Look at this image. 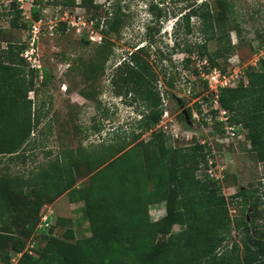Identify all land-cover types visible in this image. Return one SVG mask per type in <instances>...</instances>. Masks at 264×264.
I'll use <instances>...</instances> for the list:
<instances>
[{"label":"rangeland","instance_id":"obj_1","mask_svg":"<svg viewBox=\"0 0 264 264\" xmlns=\"http://www.w3.org/2000/svg\"><path fill=\"white\" fill-rule=\"evenodd\" d=\"M0 1V62L10 64L8 55L18 54L22 46L29 45V19L23 14L19 17L11 1ZM203 2H208L212 14L226 12L227 23L223 29L218 27L217 33L230 32L235 46L234 54L219 58L215 66L199 53V45L204 42L200 29L203 23L192 17L193 31L188 34L187 23L182 20L190 7L197 8ZM94 4L100 7L83 5L81 0L73 7H65L55 0L45 1L43 14L46 19L35 53L39 67L26 59L24 70L28 73L23 87L31 86L30 68H37L39 72L26 99L22 92L10 95L20 108L24 103V108L16 111L19 117L31 111L34 129L18 153L0 154V175L7 172L32 179L59 160L62 166L73 164L77 181L75 195L64 191L43 205L44 212H53L47 227L41 226V219L24 214V197L14 193L17 209L10 222V232L2 233L0 223V264H5L3 260L8 256L12 258L11 264H16L20 256L14 250L16 242L24 243V250H33L34 256H38V251L44 249L52 237L75 242L91 235L86 203L82 199L91 172L86 161L75 160L80 152L94 145L108 144L140 132L138 120L145 106L130 95L116 94L112 81L127 52L145 46L150 53L149 60L159 74V90L166 111L154 130L164 128L175 146L193 144L202 138L215 143V133L205 121L212 115L215 96L198 64L206 74L214 67L223 73L241 69L240 81H245L247 67L261 68L260 62L264 60V57L256 58L264 50V0H94ZM114 17L121 19V26L118 33L111 31L107 35L109 46L106 48L111 47V52L105 58L104 50L99 48L103 39L99 42L91 36L108 30L107 21ZM63 18L66 21H62ZM98 20L99 29L96 28ZM218 45L217 40L208 42L211 52ZM186 47L191 48V52L183 50ZM194 55L206 59L209 64L199 63L192 58ZM188 58L190 62L186 61ZM8 87L13 86L8 83ZM188 108L193 114L184 119L181 113ZM95 126L101 130L95 131ZM154 130H147L142 138L150 139ZM216 149L214 158L218 170L225 175V195L230 198L243 189L255 191L260 196L259 204L255 210L252 206L254 212L249 208L253 216L248 213L247 220L252 222V218H256L259 224H264V162L257 160L249 141L226 148L216 146ZM199 174L203 176L204 171ZM35 188L27 187L24 191ZM241 201L243 197L230 199L233 218L242 214ZM150 215L152 220L165 216L166 203L152 205ZM28 225L34 228L29 231ZM183 228L175 225L173 231ZM262 230L254 229L253 234L259 235ZM240 235V231L233 230L227 247L239 242ZM34 243L35 248H32Z\"/></svg>","mask_w":264,"mask_h":264},{"label":"trees","instance_id":"obj_2","mask_svg":"<svg viewBox=\"0 0 264 264\" xmlns=\"http://www.w3.org/2000/svg\"><path fill=\"white\" fill-rule=\"evenodd\" d=\"M35 1L37 5L32 9L29 26L33 20L46 19L43 11L48 0ZM55 1L65 7H73L77 3V0ZM81 4L100 7L94 4V0H81ZM11 6L21 17L23 11L18 4L12 2ZM226 16L222 10L217 15L212 14L208 2L197 8L190 7L182 15L188 34L193 31L190 25L192 17L203 23L200 29L204 33V42L199 45V53L213 66L217 65L219 58L234 54L230 32L217 33L218 27H225ZM107 23L108 30H100L103 42L99 45L105 52V58L111 52V47L106 48L109 46L107 35L111 31L119 32L121 19L114 17ZM100 25L98 20L96 28L99 29ZM211 40L219 43L212 52L208 47ZM26 47L22 46L18 54L8 55L10 64L0 62V154L18 153L34 129L31 111H27L23 118L19 117L16 111L24 108V103L20 108L15 99L10 98L14 92H22L26 99L39 72L37 68H30L31 86L24 88L28 73L24 70ZM183 50L191 52L189 47ZM149 55L145 46L127 52L112 79L116 94L130 95L145 106L138 120L140 132L108 144L94 145L90 150L80 152V158L75 160L86 161L91 172L86 194L82 197L91 235L75 242L52 237L45 248L38 251V256H34L33 250H24V243L15 241L14 250L20 255L16 264H264V224H259L256 218H252V222L247 220L248 213L253 216L260 196L253 190L243 189L229 198L223 191L225 177L217 180L206 172L213 147H226L207 138L175 146L164 128L154 130L165 110L159 90V74ZM186 61L190 62V58ZM260 67L248 66L246 80L234 87L221 88L217 100L220 107L229 112L230 122L240 126V132L245 136V140L238 144L249 141L257 160L264 162V60ZM8 83L13 87H8ZM26 102L31 103L30 100ZM187 112L193 114L191 108ZM218 113L219 110H212L213 121L209 122L210 116L205 121L213 128V133L222 136L225 130L223 123L217 120ZM181 116L187 119L184 112ZM100 130L95 126V131ZM147 130L154 131L151 138L145 140L142 136ZM203 139H206V144L201 142ZM200 171H204L203 176ZM76 181L73 164L62 166L59 160L32 179L7 172L1 174L2 233L11 229L10 222L17 209L13 199L15 192L24 197V214L42 220L45 213L43 205L64 191L75 195ZM32 186L36 187L34 191H24ZM239 197H243L240 204L243 211L240 217L233 218L230 199L234 201ZM160 203H166V215L152 220L150 207ZM175 225L184 228L174 232ZM33 228L34 225L26 227L29 231ZM254 229L263 230L255 235ZM233 230L241 232L240 240L229 248L226 244ZM32 248H35V243ZM11 259L8 256L3 262L11 264Z\"/></svg>","mask_w":264,"mask_h":264},{"label":"built area","instance_id":"obj_3","mask_svg":"<svg viewBox=\"0 0 264 264\" xmlns=\"http://www.w3.org/2000/svg\"><path fill=\"white\" fill-rule=\"evenodd\" d=\"M11 2H16L19 6V8L23 11L22 14L25 16L26 19L31 20L32 19V9L37 5L35 0H8ZM79 3V0H77ZM65 14H67L65 12ZM62 21H66L65 18H63ZM45 20L40 19L37 21L32 22L30 26V40L29 45L26 48L25 52L23 53V56L35 67L38 66L37 58H35V53H37L38 50V44L40 41V37L43 30ZM54 25H51V28H53ZM95 36H91V39H98L99 42L102 41L103 35L101 31H98ZM260 57H264V50L261 51L258 55H256L257 59H260ZM194 60L197 59L199 63H202L203 65L209 64V62L205 60H201L198 55L192 56ZM34 59V62L32 60ZM200 72H202V76L207 80L209 87L216 95V99L214 100L213 109L219 110V113L217 115V120L221 123H223V127L225 130L224 135H218L214 134L213 139L216 143L219 145H222L224 147H228L231 144L237 145L240 141L245 140V136L243 133L240 132V126L233 124L230 122V114L227 110L222 109L219 105V102L217 100L218 98V92L221 88L226 87H234L237 86L240 82V73L241 69H234L233 71H229V73H223L221 70H219L217 67L212 68V71L209 74H206L205 71H203V67L198 64ZM166 112V111H165ZM209 122L213 121L212 115L208 118ZM213 130V128H211ZM212 142V139H210ZM203 144H206V139H203L201 141ZM217 152V149L213 147L212 150V156H208V166L206 169V172L211 176L214 177L217 180L224 179L225 175L219 170L217 166V162L215 158L213 157ZM53 212L47 211L44 213L42 217V224L41 226H48L50 224V218L52 217ZM52 219V218H51Z\"/></svg>","mask_w":264,"mask_h":264},{"label":"water","instance_id":"obj_4","mask_svg":"<svg viewBox=\"0 0 264 264\" xmlns=\"http://www.w3.org/2000/svg\"><path fill=\"white\" fill-rule=\"evenodd\" d=\"M183 112L186 114L187 118L189 117V114L186 109L183 110Z\"/></svg>","mask_w":264,"mask_h":264},{"label":"bare ground","instance_id":"obj_5","mask_svg":"<svg viewBox=\"0 0 264 264\" xmlns=\"http://www.w3.org/2000/svg\"><path fill=\"white\" fill-rule=\"evenodd\" d=\"M169 24V23H168ZM168 30V29H167ZM64 90H66V86L64 87Z\"/></svg>","mask_w":264,"mask_h":264}]
</instances>
